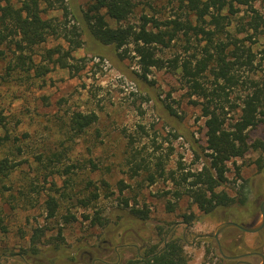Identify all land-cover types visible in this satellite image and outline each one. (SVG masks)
<instances>
[{"label": "rangeland", "instance_id": "rangeland-1", "mask_svg": "<svg viewBox=\"0 0 264 264\" xmlns=\"http://www.w3.org/2000/svg\"><path fill=\"white\" fill-rule=\"evenodd\" d=\"M50 1L51 7L41 6V17L54 19L60 25L61 34L47 38L39 46L36 50L39 60L44 59L48 50L58 49L61 54L69 51L68 39L73 37L70 31H78L88 3V0ZM135 3L134 13L129 18L133 26L140 25L142 15L167 20L179 14L175 0H135ZM252 6L264 21V0H256ZM233 7L232 15H226L231 13L228 6L220 12L231 22L226 31L239 39L251 35L252 42L246 40L245 44L255 53L257 65V75L241 71V81L264 79V55L261 54L264 28L257 35L247 31L240 33L251 14L249 8L235 4ZM210 13L217 15L214 9ZM205 27L213 31L212 26ZM78 39L80 48L63 60L66 68H61L57 62L60 55H54V63L48 64L50 70L43 78L25 81L22 75H14L9 82L0 84V115L7 123L6 130L11 137L27 135L22 138L25 147L17 158L20 164L7 181H0V226L6 228V233L0 228V250L5 246L15 252L19 247L26 248L32 229H46L44 246H41L46 251L35 261L24 260L17 254H0V264H72L66 258L76 252L75 264L121 263L135 257L137 246L149 249L156 243V248L160 249L168 226L179 220L193 221L188 243L194 235L211 234L217 224L209 214L192 204L187 197L191 179L186 182L182 179L199 171L206 146L205 119L191 103L178 74L166 68L169 59L182 53L183 38L172 48H157V56L164 61L165 68L151 69L146 81L138 77L141 71L130 45L115 51L111 47H97L83 35ZM130 77H134L140 87ZM240 94L241 91L235 92L231 97ZM166 112L174 117L170 119ZM77 113H93L97 117L80 137L68 132L70 118ZM229 117L234 118V114L230 113ZM3 134L0 128V137ZM248 139L250 143L255 139L264 142V126L250 129ZM48 151L61 156L35 158L40 152ZM259 158L264 160V154L249 152L244 158L235 159V164L227 163L229 171L223 188L231 197H237L240 186H247L245 204L252 209L255 222L260 221L259 205L264 201V168L258 169L256 160ZM160 168H163L162 173ZM10 187L13 188L9 190ZM16 188L23 191L22 197ZM94 188L99 194L94 208H81L75 198L84 197ZM63 193L65 199L61 198ZM69 196L72 200H68ZM49 198L60 204L54 218H49L46 212L45 202ZM236 207L228 209V214L241 208ZM129 209L144 212L146 219L122 223L114 236L109 235L107 226H91L89 220H83V215L93 217L96 211L108 218L109 213L123 214ZM68 214L76 218L68 217L65 223L62 217ZM231 220L245 224L238 218ZM59 230L60 237L57 236ZM180 231L181 226L176 235ZM109 239H112V247L106 250ZM235 239L236 243L258 248L264 255V229L258 234L239 236L235 233ZM55 241L63 243V256L51 251ZM183 246L189 264L217 263L214 250V256L204 257L207 248L204 241H198L193 247ZM114 247L117 254L112 251ZM90 254L92 259L100 261L91 262ZM249 261L259 262L255 258Z\"/></svg>", "mask_w": 264, "mask_h": 264}, {"label": "trees", "instance_id": "trees-1", "mask_svg": "<svg viewBox=\"0 0 264 264\" xmlns=\"http://www.w3.org/2000/svg\"><path fill=\"white\" fill-rule=\"evenodd\" d=\"M255 1L175 0L179 12L176 18L161 20L155 15H142L139 18L140 25L133 26L129 23V18L134 13L135 0H88L83 13V23H79L78 31L77 29L70 31L73 37L68 39L69 51L61 54L58 49L48 50L44 59L39 60V54L36 53L39 46L44 44L47 38L61 34L60 25L55 23L54 19L44 20L41 17V6L51 7V1L0 0V84L9 82L14 75H22L25 81L43 78L50 70L48 64L54 63V55H60L57 62L61 68H66L63 60L70 52L80 48L78 39L80 35L87 37L100 48L111 47L116 51L130 45L141 71L138 77L146 81L151 69L165 68L164 61L157 56V48H172L183 38L182 53L169 59L166 68L173 74H178L179 81L187 89L188 98L192 99L191 103L199 108L201 117L205 119L206 145L203 148L204 159L199 171L182 177L184 182L191 179L187 197L205 214L235 203L245 204L247 186L243 184L240 186L238 199L231 197L223 188L229 171L227 163L232 161L235 164V159L244 158L249 152L264 154L262 140L255 139L250 143L248 139L250 129L259 125L264 126V79L253 78L247 83L241 81L242 76L239 74L241 71L247 70L253 73V76L257 75L255 53L245 44L246 40L251 41V35L246 39L230 36L226 28L231 22L220 12L228 6L231 13L226 15H232L234 4L249 8L250 18L239 32L247 31L257 35L264 28V21L252 6ZM212 9L217 11V15L210 13ZM207 18L210 21H206ZM205 25L212 26L213 31L207 30ZM261 54L264 55V49ZM45 61L47 63H44ZM130 78L137 84L134 77ZM137 85L140 87L141 84ZM239 91L240 96L231 97L233 93ZM230 113L234 114V118L229 117ZM166 114L170 119L174 117L168 112ZM96 121L97 117L93 113H77L70 118L68 132L74 137H80ZM6 124L0 115V128L4 130L0 137V150L3 152L0 155V181H7L17 169L20 164L17 158L25 147L22 140L27 137L25 133L20 138L11 137L6 130ZM43 155L51 156L52 159L61 156L48 151L45 154L40 152L35 158L38 160ZM256 164L259 170L264 168V160L259 158ZM160 171L162 173L163 168H160ZM150 182L153 183V177H150ZM220 188L222 190L219 191ZM15 191H18L21 197L24 195L18 188ZM63 195L64 193L61 198L65 199ZM12 196L9 194L11 199ZM98 198L99 194L94 188L84 197H76L75 201L83 209L94 208ZM69 199L72 200V197L69 196ZM45 206L49 218H54L60 209V204L54 198H49ZM68 217L71 220L76 218L71 214L63 215L65 223L68 222ZM137 219L144 221L145 213L129 209L123 214L118 211L109 213L108 218L100 216L97 211L93 217L83 215V220H89L91 226H107L109 235L112 236L116 229L120 230L122 223ZM0 228L6 233L3 225ZM45 232L46 229L43 227L34 228L27 238L26 248L19 247L15 252L14 249L5 246L0 250V254L6 256L17 254L24 260L35 261L38 255L46 251L41 249V246H44L42 240L45 239ZM57 236H61L60 230ZM108 242L112 245V239ZM52 244L55 247L51 251L63 256L65 252L63 243L55 241ZM156 251H158L156 246H153L146 250L144 258L135 256L121 263L110 264H189L176 240L168 243L158 254ZM76 257L77 252L66 260L75 264Z\"/></svg>", "mask_w": 264, "mask_h": 264}, {"label": "flooded vegetation", "instance_id": "flooded-vegetation-1", "mask_svg": "<svg viewBox=\"0 0 264 264\" xmlns=\"http://www.w3.org/2000/svg\"><path fill=\"white\" fill-rule=\"evenodd\" d=\"M238 199V196L235 198ZM238 201V200H236ZM263 202V201H262ZM261 202V203H262ZM260 203V205H261ZM260 205H259V214H260ZM234 208L236 206H240L241 208L239 209H235L236 213H229L231 207ZM243 207V208H242ZM237 208V207H236ZM228 210V211H227ZM252 209L249 208L246 204H240V203H235L232 204L229 207H225V208H218L216 210H214L212 213L209 214V217H211L212 219L216 220V226L213 229L211 234H201V235H194L193 239L191 241V243H188L187 241V236L190 235L189 231L192 228V220H179L171 225L168 226V229L166 230L164 237L162 239V247L160 249H157L158 251H156L158 254L159 252H161L163 249L166 248V245L170 242H172L173 240L178 241V246L180 247V249L182 250V252L184 253L185 257L187 258L186 252L184 251V246L187 247H193L194 245L197 244L198 241H204L206 243V249L204 252V257L206 255L211 254L212 256H214L213 250L216 252V256H215V261L217 262L216 264H255L253 262H250L249 260L252 258L258 259L259 262L256 264H264V262L262 263L260 257L258 256H254L255 254H259L261 256L264 255L262 254V251L259 250L258 248L255 247H250L247 245H243V243H236V239H235V233L240 235H245V234H249V233H245V232H241L235 228H228L223 230L217 237V239L213 238L214 233H215V229L217 226L223 224V223H235L234 221H232L231 219H240L243 222H245V224H237L240 227L243 228H247V227H252L253 225H255L258 222L252 221ZM261 218V216H260ZM181 226V231L179 233V235H176V230L177 228ZM263 228L258 231L257 233L254 234H258L260 233ZM239 239V238H238ZM106 250H108V248L111 250V245L110 244H106ZM156 246V243H153L149 248ZM148 248H146V246H141V247H136V255L139 258H144V254L146 252ZM116 253V247L113 248V250ZM208 253V254H207ZM117 254V253H116ZM89 260L91 262L94 261H100L99 259H92L91 254L89 255ZM118 260V259H117ZM117 262V261H116ZM108 264V263H107ZM110 264V263H109Z\"/></svg>", "mask_w": 264, "mask_h": 264}, {"label": "water", "instance_id": "water-1", "mask_svg": "<svg viewBox=\"0 0 264 264\" xmlns=\"http://www.w3.org/2000/svg\"><path fill=\"white\" fill-rule=\"evenodd\" d=\"M260 216H261V218H260V221L258 223H256L252 227H247V228L240 227L239 225L234 224V223H223V224L216 227L213 238L217 239L218 235L223 230L228 229V228H235L241 232H245V233H249V234H254V233H257L258 231H260L264 226V201L260 205ZM254 256L260 257L262 263L264 262L263 256H261L259 254H255ZM4 257H6V256H4Z\"/></svg>", "mask_w": 264, "mask_h": 264}]
</instances>
